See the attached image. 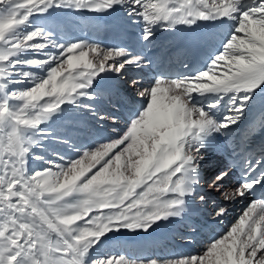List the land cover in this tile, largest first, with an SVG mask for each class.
Listing matches in <instances>:
<instances>
[{
	"label": "snow or ice",
	"instance_id": "1",
	"mask_svg": "<svg viewBox=\"0 0 264 264\" xmlns=\"http://www.w3.org/2000/svg\"><path fill=\"white\" fill-rule=\"evenodd\" d=\"M118 8L142 22L140 38L148 43L159 26L203 21L228 30L192 75L161 74L147 85L131 79L144 103L129 109L114 138L77 149L76 158L54 153L61 163L36 155L55 135L44 125L64 106L92 107L85 101L95 99L97 77L143 70L151 61L123 47L59 42L34 18ZM258 92L264 94V0H0V264H264V153L255 159L237 145L234 165L215 174L202 169L204 152L241 124ZM30 159L50 166L30 169ZM206 182L226 201L261 194L203 254L163 261L93 255L109 233H147L181 217L197 197L206 202Z\"/></svg>",
	"mask_w": 264,
	"mask_h": 264
},
{
	"label": "bare ground",
	"instance_id": "2",
	"mask_svg": "<svg viewBox=\"0 0 264 264\" xmlns=\"http://www.w3.org/2000/svg\"><path fill=\"white\" fill-rule=\"evenodd\" d=\"M119 9V8H118ZM119 16L121 17L123 23L122 25L119 23H113V25H110L108 22L103 21L96 24V27L90 28V33L86 36V40L90 43H96L99 44L102 48H117V47H123L127 51L133 53V54H139L135 53L134 50L130 47V45L127 44V40L129 38L128 36H124L121 33V29L128 34L131 33L132 35H135L138 40L140 41L141 50H149L152 49L154 46L158 47L160 46L161 49H165V42L159 41L160 36H158L157 41V34L160 30L164 29L163 26L156 27L154 29V38L151 40V43L143 41L140 37L142 36V29L143 24L142 22H132L126 15V12L124 9H119ZM57 14V15H56ZM105 14V13H102ZM56 15V16H55ZM65 15V14H64ZM42 17H45L43 19H48L49 22H44L45 24L51 25H57L62 21V14L58 12V10H54L53 14H45L42 15ZM61 17V18H60ZM65 18V17H64ZM67 18V17H66ZM46 21V20H45ZM216 22H200V26H192L191 28L189 26L185 25H178L176 28H170L167 32L173 33L175 31H182L185 33L188 37L196 34H200L203 29H211L214 27ZM63 26L65 27L66 31L63 32V35L67 36V30L71 27V25H74L72 28H79L78 24H74L71 22V20H64ZM50 26V27H51ZM60 26V25H59ZM81 27V25H80ZM82 27H84L82 25ZM220 33L217 35V43L219 45L220 40L223 38L224 34L227 32V25L221 24L219 26ZM54 30L56 28H53ZM104 30V32H102ZM72 31V30H71ZM76 32V31H75ZM122 35V36H121ZM204 36V33L202 34ZM64 38V36H63ZM83 38V37H82ZM61 39V38H60ZM63 40V39H62ZM61 40V41H62ZM68 40V39H66ZM81 40V37H79L76 34H72L70 41H76ZM161 40H163V36L161 37ZM54 51V50H53ZM165 77L174 78V76L170 72L161 73ZM157 71L153 72L151 71V65H147L143 68V70L135 67L130 66L125 73V76L123 79L119 78V76L115 73H102L97 79L94 81L92 93L95 96V101L88 100L85 101V103L90 104L91 108H84L82 109V114L80 116L83 117L82 120H77L76 118L79 116L73 114V112L70 113L69 108L65 107V110L62 114L58 115L53 122L55 121L56 124L52 126V131H54V134L56 131H59L58 129H64L65 132H58V135L55 134V137L61 138L63 136H66L64 134H67V138H63L64 140H68L69 143L65 144L62 143L61 140H59L60 145H63L62 147L56 146L54 144L53 140H49L45 142L49 146V150H53L52 153H62L64 154L65 158H76L78 155L79 150H83L84 148H87L89 146H95L99 143L106 142L109 140L108 138L112 139L114 138L120 131H122L125 127L128 114L124 115L121 111L113 110V109H107L105 105L103 104L104 99H106V93L104 90V86L106 85H113V84H119L120 86L125 87V91L131 92L136 95V91L130 87L131 79H137L141 82H143L145 85H147L149 82L153 80L154 75H161ZM183 75V74H182ZM141 99L140 97H138ZM107 101V99H106ZM144 101L141 99L137 103H132L133 107L139 108L141 104H143ZM264 105V94L257 93V96L252 101V110H255L257 106ZM99 106V108H96ZM130 109V108H129ZM251 109H248L247 111H251ZM95 112V114H93ZM80 113V112H79ZM76 114V113H75ZM79 116V118H80ZM100 116H104L105 119L101 120L99 119ZM113 119H115L116 123H113ZM67 122L70 127L67 125L64 126L65 121ZM69 120V121H68ZM51 121V123H53ZM77 124V127H71L74 126L72 124ZM242 124V122H241ZM241 124L238 126V128H241ZM111 127V130L108 131L109 126ZM63 130V131H64ZM243 130H246L243 128ZM61 133V134H60ZM111 136L113 137H110ZM52 138V137H51ZM254 138V137H252ZM227 138L221 136L219 142H213V144L209 147L207 152H204V158L202 160V168L205 167L204 172H207L209 174H215L219 168H216L214 165L213 158L216 159V156L214 154L219 153L221 149L225 147ZM45 144V145H46ZM218 144L219 146H217ZM259 143H256L251 146L255 149L254 152H256L257 145ZM47 146V147H48ZM39 148V147H38ZM38 148H35V151L38 152ZM39 153V152H38ZM51 156V155H50ZM47 158V155H46ZM48 159V158H47ZM53 160L57 161L53 158ZM33 162H36L37 166H43L42 162L30 159L29 160V167L30 169ZM50 166V165H47ZM231 184H228L229 189L236 186L235 181L231 180ZM208 185V187H207ZM204 192L208 193L206 197V202H201L199 198L197 197L194 201L189 202V207L186 209L185 213L182 214L181 217H174L170 218L169 220L165 221V227L158 231L160 228L158 226H155V229L151 232V234H159V233H166L168 236V239L173 240L172 243H164L162 248H159L158 245L151 246V248L145 246V247H139L135 248L132 252H129L128 250H125L124 247L117 248V249H110L111 253L114 255L121 254V255H128L132 258H156L158 260H169V259H177V258H183L188 257L192 255H201L203 254L205 248L209 245L210 241L209 237L206 235L208 232H210L212 229H215V227L221 228L219 231V234L217 238H219L221 235L225 234L230 226L236 222L237 218L242 214V212L246 209L247 205L249 204V197L243 198V199H235V200H224V198L217 193L214 189L209 187V184L206 182L202 185ZM236 202H240L239 208L234 212V210H231L232 207L236 204ZM204 205V206H203ZM203 206V208L201 207ZM224 207L227 209L226 215L227 217L224 220H222L221 225L219 224L221 221L222 216L218 217L216 216V211L220 208ZM242 210L240 211V209ZM149 234V233H148ZM148 236V237H147ZM146 238H149L150 234L147 235ZM154 243V242H153ZM201 250V251H200ZM101 252V251H100ZM97 255V254H96Z\"/></svg>",
	"mask_w": 264,
	"mask_h": 264
},
{
	"label": "rangeland",
	"instance_id": "3",
	"mask_svg": "<svg viewBox=\"0 0 264 264\" xmlns=\"http://www.w3.org/2000/svg\"><path fill=\"white\" fill-rule=\"evenodd\" d=\"M58 10V12L59 13H61L62 14V21H60V23L59 24H57V25H54L53 24V26H51V25H48V24H45L44 22H49L48 21V19H47V17H46V19H43V18H45V17H42V16H37V17H35L34 18V23L36 24V25H45V26H48V27H50L51 26V28L53 29V28H56L54 31H55V33H56V36H55V38L59 41V42H66V41H70L69 40V38H66L64 35H63V29H61V27H63V21L64 20H71V22L72 23H76V24H80L81 25V27H80V25H79V28L78 29H72V28H70V30H72V32H77L78 33V35L81 37V39L82 40H86L83 36L85 35L86 36V34H87V29H86V24L88 23V21H89V18L91 17V16H93V14H94V12H89V11H75V10H72V11H68V10H60V9H57ZM53 12L54 11H51V13L53 14ZM65 14V15H64ZM57 15V14H56ZM55 15V16H56ZM67 17V18H66ZM61 18V17H60ZM46 20V21H45ZM60 25V26H59ZM82 25L84 26V27H82ZM72 26H74V25H72ZM63 36H64V38H63ZM83 37V38H82ZM61 38V39H60ZM63 39V40H62ZM66 39H68V40H66ZM62 40V41H61ZM54 50V49H53ZM52 50V51H53ZM55 51V50H54ZM125 76V74L124 75H122V76H119V78H121V79H123V77ZM257 96V95H256ZM105 100V99H104ZM106 103H108V102H106ZM64 107H68L69 108V111H70V113L71 112H73V114L75 115V117H76V115L78 116L79 114L81 115L82 114V109H84V108H81V107H77V106H75V105H66V106H64ZM80 112V113H79ZM76 113V114H75ZM79 115V116H80ZM79 116L76 118L77 120L78 119H81L82 118V116H80V118H79ZM54 120V119H53ZM82 120V119H81ZM65 121V120H64ZM69 121V120H68ZM53 122V121H52ZM54 124H56L55 123V121L53 122V123H51V121L50 122H48L46 125H44V127H46L47 128V130L48 131H50L51 133H53L54 134V131H52V126H54ZM70 126V125H68L67 124V122L65 121V124H64V126ZM72 125H76V123L75 124H72ZM111 127H113V126H109V128L110 129H108V131H110L111 130ZM237 128L238 127H233L232 129H231V131H230V133L228 134V135H230V134H233V133H235V131L237 130ZM59 131H56L55 132V134H57L58 135V132H65V130L63 131V129H58ZM62 130V131H61ZM61 134V133H60ZM64 135H66V136H63V137H61L62 139H58V137H55V136H49V137H47L46 139H44V141L45 142H47V141H49V140H53V142H54V144H56V146H59L60 145V142H59V140H64L63 138H67L68 137V135L67 134H64ZM52 137V138H51ZM110 137H113V136H111V134H110ZM228 138V137H227ZM108 139H110V138H108ZM45 142H43V146L42 147H39L38 148V152H36L35 150V154L36 155H42V156H44L45 157V159H52L53 160V158L54 159H56L57 161H56V163H61L62 161H60V159H59V157L58 156H56V155H54V153H52L53 152V150L51 151V150H49V146L45 143ZM46 144V145H45ZM48 146V147H47ZM61 147L63 146V145H60ZM58 153V152H57ZM60 154V153H59ZM216 154H219V153H216ZM46 155H47V158H46ZM51 155V156H50ZM61 155V154H60ZM39 161V160H38ZM40 162H42V164H43V166L41 167V166H37L38 164L36 163V162H33L32 163V165L33 166H31V168L32 169H35V170H39V169H43V168H46V167H49V166H47V164H45L44 163V161H40ZM203 170H205V167L204 168H202ZM55 170V169H54ZM213 172V171H212ZM212 172H211V174H212ZM231 182L232 181H230L228 184H231ZM207 187H208V185H207ZM240 205V202L238 203V202H236V204L232 207V209L231 210H234V212H236V210L239 208L238 206ZM204 206V205H203ZM203 206H201L202 208H203ZM242 210V208L240 209V211ZM227 216L226 215H223L222 216V218H221V221H220V225H221V223H222V220L223 219H225ZM223 222H224V220H223ZM165 221H160V222H158V224L157 225H154L153 226V228L152 229H150L149 231H152V230H154L155 229V226H158L160 229L158 230V231H160L161 229H163L164 227H165ZM147 232V233H145V232H143V231H136V232H132V231H128V230H121L120 232H118V233H109L108 234V238L106 239V240H104V242L100 245V247L99 248H97L96 249V251L93 253V255H110L109 254V251H108V249H107V247H106V244H107V242H110V240L113 238V237H116V238H120V237H124V236H126L127 237V239L128 240H130V241H135L136 240V238L138 237V238H140L138 235H141V234H143L144 236H145V239H147L146 238V236L147 235H151V232ZM149 233V234H148ZM148 237V236H147ZM150 237V236H149ZM101 251V252H100ZM201 251V250H200Z\"/></svg>",
	"mask_w": 264,
	"mask_h": 264
}]
</instances>
